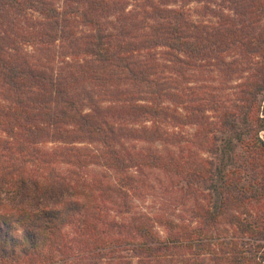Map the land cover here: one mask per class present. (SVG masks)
Masks as SVG:
<instances>
[{
	"label": "trees",
	"instance_id": "1",
	"mask_svg": "<svg viewBox=\"0 0 264 264\" xmlns=\"http://www.w3.org/2000/svg\"><path fill=\"white\" fill-rule=\"evenodd\" d=\"M262 130L264 0H0V264H264Z\"/></svg>",
	"mask_w": 264,
	"mask_h": 264
},
{
	"label": "rangeland",
	"instance_id": "2",
	"mask_svg": "<svg viewBox=\"0 0 264 264\" xmlns=\"http://www.w3.org/2000/svg\"><path fill=\"white\" fill-rule=\"evenodd\" d=\"M259 136H260V138H262L263 136H264V131L262 130V131H260L259 132ZM148 203V204H147ZM144 204H147V205H151L152 204V201L151 200H146L145 202H144Z\"/></svg>",
	"mask_w": 264,
	"mask_h": 264
}]
</instances>
